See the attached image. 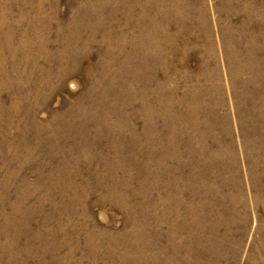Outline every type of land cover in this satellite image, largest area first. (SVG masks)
<instances>
[{
	"label": "rangeland",
	"instance_id": "obj_1",
	"mask_svg": "<svg viewBox=\"0 0 264 264\" xmlns=\"http://www.w3.org/2000/svg\"><path fill=\"white\" fill-rule=\"evenodd\" d=\"M0 264H264V0H0Z\"/></svg>",
	"mask_w": 264,
	"mask_h": 264
}]
</instances>
